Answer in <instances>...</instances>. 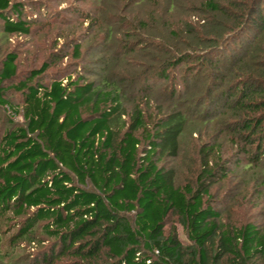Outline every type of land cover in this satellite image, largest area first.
Segmentation results:
<instances>
[{
  "label": "trees",
  "instance_id": "obj_1",
  "mask_svg": "<svg viewBox=\"0 0 264 264\" xmlns=\"http://www.w3.org/2000/svg\"><path fill=\"white\" fill-rule=\"evenodd\" d=\"M230 2L203 3L213 19L200 34L161 26L168 37L158 41L160 52L162 45L170 49L166 39L173 45L164 52L170 57L160 60L179 67L196 56L193 50L200 51L196 58L213 77L212 99L203 103L202 113L239 144L233 168L225 165L222 144H203L196 177L184 184L178 182L176 167L167 165L182 150L189 122L184 112L164 114L149 126L144 112L136 109L126 121L122 89L109 81L87 80L80 72L48 76L51 65L44 63L15 82L19 56H4L0 104L13 115L21 112L24 122L10 126L0 139V219L17 228L12 245L26 241L41 247L38 257L32 254L28 260L264 264L262 225L225 221L214 204L213 188L232 177L253 184L264 199V0ZM168 3L169 12L176 8V0ZM29 6L0 0L1 33L30 35L35 15L27 10L43 12L45 7L38 2ZM77 14L93 15L74 9ZM220 18L231 23L221 21L213 28ZM228 44L235 48L230 54ZM74 46L81 55L82 46ZM161 76L168 78L165 72ZM4 82H11L8 89ZM8 91L20 96L21 109L7 99ZM172 214L182 219L194 248H185L176 231L167 233ZM1 250L0 237V256Z\"/></svg>",
  "mask_w": 264,
  "mask_h": 264
},
{
  "label": "rangeland",
  "instance_id": "obj_2",
  "mask_svg": "<svg viewBox=\"0 0 264 264\" xmlns=\"http://www.w3.org/2000/svg\"><path fill=\"white\" fill-rule=\"evenodd\" d=\"M20 1L28 7L38 2L45 8L43 12L27 10L35 15L32 33L28 36H8L0 29V71L4 56L15 52L19 56V74L15 82L22 80L28 70L48 63L51 65L48 76H76L80 72L87 80L98 83L107 80L120 87L126 121L136 109L144 112L149 126L154 118L157 120L164 114L176 110L184 112L189 122L182 137V150L179 157L167 160L168 166L176 167L181 184L194 181L198 172L199 149L203 144L215 147L222 144L225 165L233 168L231 163L237 157L233 155L239 144L232 140L235 138L230 134L219 132V123L206 122L202 113L203 103L209 104L212 99L210 87L213 86V77L212 71L203 67L196 58L200 51L193 50L196 56L186 64L170 68L160 59L170 57L164 52L170 50L173 44L166 39L170 49L162 45V52L157 46L158 41L163 40L162 35H168L164 29L166 26L183 35L189 31L199 34L204 31L203 25L208 19H213L204 10L203 3L207 0H176V8L170 12L169 0H148L139 4L136 0ZM221 1L232 5V0ZM74 9L80 10L83 15L93 14L92 18L79 14L75 16ZM220 19L214 20L212 26L221 21L231 23L228 19ZM77 43L82 46L81 55L75 53L74 45ZM232 49H235L233 45H225L227 54ZM260 53L264 58V46ZM53 57L57 60L52 61ZM163 72L168 78L161 76ZM10 84L4 82L3 89H8ZM6 97L21 109L19 95L8 91ZM23 122L21 112L13 115L0 104V139L10 126ZM252 185L232 177L213 188L214 204L222 211L225 221L240 225L254 220L264 228V199L258 197ZM16 230L8 219H0V264H37L34 262L37 258L28 259L32 254L38 257L41 247L26 241L12 245L10 238ZM166 231H176L185 248H194L179 216L172 214L169 217Z\"/></svg>",
  "mask_w": 264,
  "mask_h": 264
}]
</instances>
